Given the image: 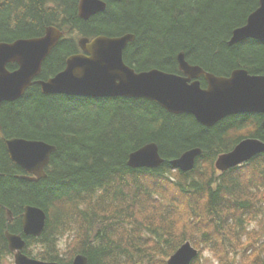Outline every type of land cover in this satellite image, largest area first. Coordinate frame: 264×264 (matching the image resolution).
Here are the masks:
<instances>
[{"label":"trees","instance_id":"1","mask_svg":"<svg viewBox=\"0 0 264 264\" xmlns=\"http://www.w3.org/2000/svg\"><path fill=\"white\" fill-rule=\"evenodd\" d=\"M103 1L106 11L84 20L81 0H0V44L59 28L64 35L41 80L65 69L80 52V39L126 34L136 40L124 61L137 72L181 74L183 53L190 65L219 77L239 69L264 75L263 42L229 45L260 0ZM263 121L261 114L245 113L207 127L145 99L45 95L33 85L18 101L0 106L4 135L44 141L57 151L47 177L30 181L0 138L1 259L10 252L5 232L21 230L31 205L47 214L40 239L49 247L48 261H65L58 243L68 235L69 264L80 254L89 264H167L187 242L200 250L192 264H202L206 249L218 264H264V153L225 173L216 169L218 158L243 140L264 142ZM152 143L164 163L130 167V155ZM193 149L203 153L191 171L172 165Z\"/></svg>","mask_w":264,"mask_h":264},{"label":"water","instance_id":"2","mask_svg":"<svg viewBox=\"0 0 264 264\" xmlns=\"http://www.w3.org/2000/svg\"><path fill=\"white\" fill-rule=\"evenodd\" d=\"M106 8L107 4L103 0H81L79 16L88 20L105 12ZM62 36L58 28L49 27L42 37L0 44V105L18 101L30 87L37 84L45 95L146 99L171 114L192 115L207 127L238 114L258 113L264 117V75L235 70L229 77H218L199 66L190 65L183 53L178 55L180 75L157 69L137 72L124 61L125 49L136 40L133 34L81 39L79 46L83 53L70 56L66 68L55 77L47 81L37 80L45 61ZM248 40L264 43V0H260L259 8L249 16L247 23L233 32L229 45ZM10 64H16L19 68L10 71ZM202 78L207 82L206 88L202 87ZM0 136L5 141L12 161L33 176L23 178L40 181L47 177L46 168L57 151L56 146L44 141L6 139L1 124ZM202 153L201 149H193L171 163L183 172H188L194 168L197 157ZM263 153V141L245 139L233 151L221 155L216 166L225 172ZM162 163L164 159L155 143L132 153L128 162L132 168L149 169L158 168ZM46 219L42 209L28 206L23 217L25 233L40 236L45 229ZM6 236L11 250L18 251L16 264H57L24 256L20 252L25 245L24 240L9 232ZM198 254V250L187 242L168 260V264H191ZM72 264H89V259L79 255Z\"/></svg>","mask_w":264,"mask_h":264},{"label":"flooded vegetation","instance_id":"3","mask_svg":"<svg viewBox=\"0 0 264 264\" xmlns=\"http://www.w3.org/2000/svg\"><path fill=\"white\" fill-rule=\"evenodd\" d=\"M8 215H9V221H10V223H12L14 221L13 220L14 219L13 214L11 213V215H10L8 213ZM23 216H24V213L22 214V219H21V222H20V224L18 226V227H21L20 228L21 230L11 233L13 235L20 236L25 242V245H24L23 249L20 250V252L24 256H26L28 258H31V259L35 258V259H38V260H41V261H45V262H55V263H59V264H69V260H66V257H64L65 254H61V256L63 257V259L65 261H61L60 262V261H48V260H46V255L49 254V251H48L49 247L45 246L44 245L45 243H43V240L40 239V238H42V236H43V234L45 232V229H44L42 235L39 236V237L34 236L32 234H26L25 230H24V225H23ZM46 224H47V221H46ZM9 233H10V231H9ZM33 240H36V241H33ZM8 248H9L10 252H9V254H7L5 256V258L11 257V256H15V254L18 253V251H15V252L11 251L9 244H8ZM0 260H2V259L0 258Z\"/></svg>","mask_w":264,"mask_h":264},{"label":"rangeland","instance_id":"4","mask_svg":"<svg viewBox=\"0 0 264 264\" xmlns=\"http://www.w3.org/2000/svg\"><path fill=\"white\" fill-rule=\"evenodd\" d=\"M58 247L60 250L66 252L64 256L66 257V260H69L72 258V251L69 253L70 249H69V236L68 235H64L60 237ZM202 259H203L202 264H218L217 258L214 255V253L207 249L203 251ZM2 264H11V258L5 259Z\"/></svg>","mask_w":264,"mask_h":264}]
</instances>
